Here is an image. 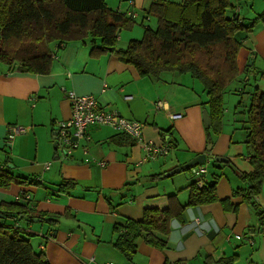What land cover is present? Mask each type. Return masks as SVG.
Wrapping results in <instances>:
<instances>
[{"label":"crops","instance_id":"0c3cea01","mask_svg":"<svg viewBox=\"0 0 264 264\" xmlns=\"http://www.w3.org/2000/svg\"><path fill=\"white\" fill-rule=\"evenodd\" d=\"M104 1L109 8L123 12L136 7L134 0L132 6L124 0L126 7L119 3L112 7L113 0ZM229 1L244 23L264 11V0ZM135 29L120 32L118 48L142 37L143 29ZM243 36L234 59V79L248 76L246 89L258 88L260 92L264 90V78L258 83L264 77V22H257ZM57 44L50 43L54 54L46 74L22 73L16 65L0 63V168L6 166L16 176L39 177L41 182L40 186L2 187L0 202H15L18 193L28 192L33 199L29 213H46L44 220L38 219L40 213L29 215L30 222L27 215L7 220L24 236L30 235L32 248L42 252L49 264H212L223 256L237 257L234 264H264V231L258 225L259 218L240 195H233L246 186L241 174L246 175L251 167L244 149L241 158L236 156L232 138L224 133L223 113L230 111L222 107L218 133L214 134L216 123L211 122V149L206 151L202 112L208 109L209 97L189 73H163L154 79L140 76L133 65L112 52L90 53L92 47L100 46V40L92 41L91 37L69 41L63 47ZM249 78L256 82L254 87ZM68 90L93 95L99 107L143 123V140L137 142L108 126L91 124L85 129L86 137L69 155L56 151L53 137L58 126L71 117ZM238 110L233 107L232 111ZM176 113L182 116L172 119L170 114ZM240 115L245 118L244 112ZM14 124L23 126L25 133L9 139V126ZM149 142L166 145L167 155L147 158L144 145ZM198 154H206L207 162L215 163L211 174L207 164L204 177L211 182L218 176L214 188L217 198L228 199L237 209L224 210L219 201L187 206L181 221L171 220L164 249L139 237L133 263L126 262L112 246L118 236L115 227L127 219L140 220L147 208L165 210L171 202L185 205L188 185L193 181L188 168L169 177L164 174ZM216 158L227 161L217 165ZM159 174L160 178H152ZM64 180L72 183L61 186ZM260 187L257 200L264 209V179ZM248 226L254 231L246 235ZM237 235L242 238L236 239Z\"/></svg>","mask_w":264,"mask_h":264},{"label":"trees","instance_id":"16d2710c","mask_svg":"<svg viewBox=\"0 0 264 264\" xmlns=\"http://www.w3.org/2000/svg\"><path fill=\"white\" fill-rule=\"evenodd\" d=\"M231 8L229 0H152L146 14L156 17L157 27L153 29L149 25H143L140 39H131L125 48H118L117 38L120 32L131 29L135 21L122 15L118 9L109 8L104 0H0V63L16 65L22 73L46 74L51 70L54 54L50 43L57 42V47H63L69 41L87 37H91L92 41L99 39L100 46L92 47L90 53L112 52L125 64L133 65L140 76L154 78L169 70L189 73L193 79H197L209 97L206 112L211 122L216 123V134L222 121L223 103L221 93L218 92L219 82L208 74L213 72L215 59L199 64V58L208 50H224L225 56L228 50H234L232 64L228 63L230 69L227 70V80L234 79V59L243 44V34L252 31L257 22H264V11L244 23L239 20V13ZM224 55L222 66L227 64ZM254 93L255 97L249 107L243 109L245 119L241 123V129L244 130V140L236 142L243 144L244 157L251 171L246 175L241 174L246 186L235 190L233 195H240L241 201L259 218L258 225L263 232L264 209L258 204L257 198L264 179V90L258 92V88H255ZM71 128L72 126L66 128L65 135L57 132L53 137L55 150H61L64 156L69 155L78 142L86 137V127L83 137L78 140L72 136ZM205 131L206 143H211L209 127L205 126ZM65 138L70 139L71 145L65 144ZM166 155H159L155 159ZM46 165L48 170L49 164ZM190 174L193 181L188 185L189 196L185 205L171 202L165 210L147 208L140 220L127 219L124 224L115 227L114 232L118 236L112 246L126 262L133 263L139 237L150 246L164 249L171 220L181 221L183 210L187 206L219 201L224 210L237 209L228 199L217 198L214 188L218 176L211 182H206V174L201 176L203 185L199 187L196 184L197 177L191 171ZM161 175L152 178H160ZM149 178L147 176L146 179ZM70 183L72 182L64 180L61 186ZM11 184L40 186L41 182L39 177L16 176L3 166L0 168V188L6 189ZM32 200L31 193L20 192L16 195L15 202H0V264H49L42 252L32 248L30 235L24 236L13 221H7L27 215L30 222L32 218L29 215L36 213L41 214L38 219L44 220L46 213L42 211L31 210V214L29 213ZM249 230L254 231V228L248 226L246 235ZM241 238L242 236H236V239ZM236 259L237 257L223 256L212 264H234ZM173 264L185 263L177 261Z\"/></svg>","mask_w":264,"mask_h":264},{"label":"rangeland","instance_id":"374dc122","mask_svg":"<svg viewBox=\"0 0 264 264\" xmlns=\"http://www.w3.org/2000/svg\"><path fill=\"white\" fill-rule=\"evenodd\" d=\"M126 1H133V0H126ZM152 0H134L136 7L134 6L133 11L137 14V19H134L135 24L134 26L136 27L135 30H139L141 31L143 28V25H149L151 28H155L157 27V19L156 17H151V16H147L146 12L148 7L150 6ZM172 2H180L181 0H169ZM113 6H116L118 3L120 6L122 7H126V2L123 0L121 2H119V0H113ZM127 9L124 10V12ZM145 17V18H144ZM144 19V21H143ZM125 30V31H129ZM123 31V30H122ZM239 35V34H238ZM209 49V48H208ZM207 50V49H206ZM9 52L15 51V50H8ZM233 51L234 50H228L226 56L224 55V50H208L207 52H204L203 55H201V57L199 58V64H203L206 61L210 60H214L215 59V64L212 66L213 67V72L208 73L209 76H212L214 79H216L219 83H218V92L220 91L221 93V97L224 99L222 100V103L225 105L223 106V109L225 108L226 111H230V113L224 114L225 120L223 121V128H224V133L228 134L233 141L232 144V151L233 153L236 154V156H238L239 158L242 157V153H243V145L240 143H236L237 142H243L244 138V130L241 129L242 126V121L244 122L242 116L240 115L241 112H243L244 108H248L249 105L252 102V99H254L253 97H255V88H251V87H247L246 89V85L245 84V80L246 78H248V76L240 79H232L230 81L227 80V70H229L230 66L228 63L230 62L232 64V57H233ZM223 55L225 56V61H227V66H222L224 63H222L223 60ZM193 62H196L193 60ZM251 60L248 61V65L250 64ZM263 69V68H262ZM165 74V73H173V71H169L166 70L165 72H161V74ZM174 73H177L176 71H174ZM229 74V73H228ZM233 74V73H231ZM264 77L260 78V80L258 81V83H261ZM154 79V78H152ZM243 79V80H242ZM226 80V82H225ZM249 83H251L250 85H252V87H254V84L256 82H254L253 78H249ZM262 91V90H260ZM204 94L207 95V93L205 92ZM208 96V95H207ZM221 98V99H222ZM206 99V98H204ZM233 107H238L239 108V112H233ZM70 119V118H69ZM245 119V118H244ZM68 119L65 121L67 122ZM236 143V144H234ZM242 147V148H241ZM242 150V151H241ZM208 164V170H209V174L213 173L215 171L214 168V162L212 160H210ZM184 172V171H183ZM184 177H186V173H183ZM10 223V222H9ZM111 252V251H110ZM112 264V263H109Z\"/></svg>","mask_w":264,"mask_h":264},{"label":"built area","instance_id":"2783aa9c","mask_svg":"<svg viewBox=\"0 0 264 264\" xmlns=\"http://www.w3.org/2000/svg\"><path fill=\"white\" fill-rule=\"evenodd\" d=\"M130 6L133 5L132 1H129ZM122 15L127 18L136 19L137 14L133 9H127L125 12L118 10ZM66 96L70 101L71 105V117L67 122H63L58 126L57 132L62 135L66 134L67 127H71V134L74 138L81 139L83 137V131L85 127L91 124H99L102 126H108L115 131L121 132L125 135L131 137L134 141L141 142L142 138V127L143 123L127 119L114 110H105L99 107L97 104V99L93 95H77L74 90L66 91ZM160 105V103H158ZM182 115L180 113L170 114L172 119H178ZM25 132L23 126L14 124L9 126V139H12L15 135ZM65 144L71 145V141L65 138ZM76 146V143L75 145ZM146 157L150 159H155L159 155H166L168 153L167 146L163 145L156 146L153 143H146L144 145ZM191 173L194 177H197V186L203 185V180L201 176L207 173L206 164H199L197 166L191 167Z\"/></svg>","mask_w":264,"mask_h":264},{"label":"water","instance_id":"95a60500","mask_svg":"<svg viewBox=\"0 0 264 264\" xmlns=\"http://www.w3.org/2000/svg\"><path fill=\"white\" fill-rule=\"evenodd\" d=\"M249 65H251V62H250ZM202 118H203V125L206 126V127H209L210 124H211V119L209 117L208 112H206V110L202 112ZM210 149H211V144H208V146L206 147V151H209ZM205 157H206V154H198L195 157H193L191 160H189L188 162H186L185 164H182L181 166H179L178 168H176L175 170L164 174V176H168L169 177L170 175H172L175 172H178L180 170L182 171V170H185L187 168L196 166L198 163H202L205 160ZM216 160L219 163L220 162H226L227 161L226 159H220L219 160V158H216Z\"/></svg>","mask_w":264,"mask_h":264},{"label":"flooded vegetation","instance_id":"af4514ba","mask_svg":"<svg viewBox=\"0 0 264 264\" xmlns=\"http://www.w3.org/2000/svg\"><path fill=\"white\" fill-rule=\"evenodd\" d=\"M207 161H208V160H207V158L205 157V160H204L203 162H206V163H207ZM206 163H201V164H206ZM197 165H198V164H197ZM197 165H196V166H197ZM193 167H194V166H193ZM206 167H207V166H206ZM189 169H191V167H190Z\"/></svg>","mask_w":264,"mask_h":264}]
</instances>
